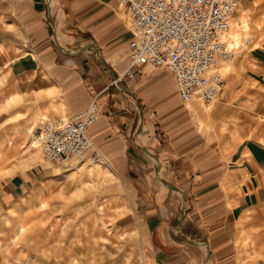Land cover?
<instances>
[{"label":"crops","instance_id":"crops-1","mask_svg":"<svg viewBox=\"0 0 264 264\" xmlns=\"http://www.w3.org/2000/svg\"><path fill=\"white\" fill-rule=\"evenodd\" d=\"M115 2L0 0V101L12 90L7 101L30 93L24 86L38 76L45 92H55L56 107L44 94L27 121L38 117L39 106L66 118L95 100L88 137L132 189L151 264L229 263L239 224L264 216V40L242 60L243 69L233 70L224 98L202 125L166 68L143 65L123 75L119 88L112 83L128 68L133 37ZM30 127L34 131L33 122L22 129L24 140L33 135ZM68 160L75 159L60 164ZM38 178L33 167L13 174L0 185V203L20 197ZM31 210L0 221V264H32V242L41 243L31 248L45 258L47 236L25 220ZM59 243L56 262L67 257L69 264H83Z\"/></svg>","mask_w":264,"mask_h":264},{"label":"rangeland","instance_id":"rangeland-1","mask_svg":"<svg viewBox=\"0 0 264 264\" xmlns=\"http://www.w3.org/2000/svg\"><path fill=\"white\" fill-rule=\"evenodd\" d=\"M259 1L243 0L233 16V28L230 26V29L237 34L238 42L227 38L226 52L218 57L216 68L225 73L227 83L218 99L224 98L229 89L233 70L243 69L242 60L264 40V0ZM115 6L120 9L122 21L127 23L126 15L117 2ZM24 87L25 90L30 88L31 92L17 93L18 97L7 101L12 90L0 101V185L13 174L31 167L38 171L39 180L25 189L20 197L0 203V221L4 218L12 221L17 215H24L32 209L25 220L37 222V227L43 229L39 228V234L44 238L47 236L48 242L43 258L31 248L41 243L30 241L28 253L34 259L32 264H69L65 261L67 257L61 258V262L54 259L60 248V239L83 264H151L139 205L136 206L135 200L128 196L132 189L116 177V172L101 157L96 162L91 161L88 155L82 161L68 160L65 164L44 161L37 143L41 121L65 116H50L49 110L43 112L44 108L39 106L36 109L38 117L27 121L29 108L36 105L39 97L44 94L51 96L54 105L57 100L53 90L45 92L42 89L44 85L39 76ZM20 103L19 110L23 112L13 111L14 105ZM189 103L197 108V119L206 125L205 120L215 103L209 108L197 99ZM189 103L185 104L193 111ZM13 112L16 117L7 118ZM31 122L34 123L33 135L24 140L22 129ZM33 142H36L35 147L31 148ZM48 168L56 171L42 175ZM130 206L132 218L128 212ZM253 216L239 224L233 260L226 264H264V216Z\"/></svg>","mask_w":264,"mask_h":264},{"label":"built area","instance_id":"built-area-1","mask_svg":"<svg viewBox=\"0 0 264 264\" xmlns=\"http://www.w3.org/2000/svg\"><path fill=\"white\" fill-rule=\"evenodd\" d=\"M241 0H116L127 18L132 40L127 45L128 68L112 83L119 88L123 75L131 76L143 65L171 71L180 99L213 105L226 78L216 68L226 52L225 32L240 9ZM93 100L82 111L66 118H48L39 127L42 159L63 163L67 159L96 162L100 155L87 134L97 117Z\"/></svg>","mask_w":264,"mask_h":264},{"label":"bare ground","instance_id":"bare-ground-1","mask_svg":"<svg viewBox=\"0 0 264 264\" xmlns=\"http://www.w3.org/2000/svg\"><path fill=\"white\" fill-rule=\"evenodd\" d=\"M259 1V0H258ZM255 2V1H254ZM257 2V1H256ZM257 3H259L260 4V1L259 2H257ZM231 23H233V17L231 18V20H230V24H229V28L227 29V31L225 32V38H226V40H227V38L228 39H233V42L235 41V43H237L238 42V38H237V34H235V32H233L231 29H230V26H231V28H233V26H232V24ZM234 23H236L235 21H234ZM242 23V22H241ZM243 27V26H242ZM243 30L245 31L246 30V28L245 27H243ZM246 34V33H245ZM222 72V71H221ZM222 74L225 76V73L224 72H222ZM226 77V76H225ZM226 85H227V83H226ZM222 93H223V91H222ZM222 93L220 94V95H222ZM221 97V96H220ZM189 103V102H188ZM207 108H209V107H207ZM44 120V119H43ZM28 131H30V132H32L33 131V128L32 127H30L29 128V130ZM35 143L36 142H33L31 145H30V147L32 148V147H35ZM37 143H38V146H39V138L37 139Z\"/></svg>","mask_w":264,"mask_h":264}]
</instances>
